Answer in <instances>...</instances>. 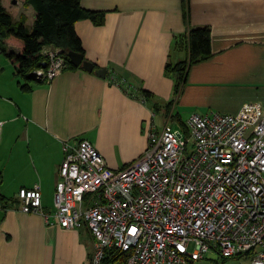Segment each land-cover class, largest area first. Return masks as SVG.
Listing matches in <instances>:
<instances>
[{
  "label": "crops",
  "instance_id": "0c3cea01",
  "mask_svg": "<svg viewBox=\"0 0 264 264\" xmlns=\"http://www.w3.org/2000/svg\"><path fill=\"white\" fill-rule=\"evenodd\" d=\"M81 1L107 12L102 24L75 23L95 70L67 67L23 90L15 64L0 52V264H89L94 237L86 225L50 224L42 213L23 211L17 195L39 186L43 210L53 212L65 142L86 138L109 166L122 168L146 150L149 130L159 128L158 110L164 125L176 113L184 120L194 112L236 113L247 101L264 105V0ZM2 2L15 21L32 27L31 5ZM197 26L211 29L212 54L189 68L174 96L166 64L186 56L174 36ZM96 65L107 68L106 77ZM110 71L124 80L115 82Z\"/></svg>",
  "mask_w": 264,
  "mask_h": 264
},
{
  "label": "built area",
  "instance_id": "2783aa9c",
  "mask_svg": "<svg viewBox=\"0 0 264 264\" xmlns=\"http://www.w3.org/2000/svg\"><path fill=\"white\" fill-rule=\"evenodd\" d=\"M40 54L42 65L31 71L38 82L68 67L61 46L43 44ZM63 148L53 212L43 210L39 186L17 195L23 211L50 224L86 225L94 237L89 264H189L209 252L264 264L261 102L151 128L144 153L122 168L109 166L86 138Z\"/></svg>",
  "mask_w": 264,
  "mask_h": 264
},
{
  "label": "trees",
  "instance_id": "16d2710c",
  "mask_svg": "<svg viewBox=\"0 0 264 264\" xmlns=\"http://www.w3.org/2000/svg\"><path fill=\"white\" fill-rule=\"evenodd\" d=\"M24 4L31 5L36 12L31 28L25 25V21H15L11 12L0 0V52L15 64L16 73L24 79V82L19 81L23 90H29L31 87L28 81L34 80L31 71L42 65L40 50L43 44L52 43L61 46L65 54L69 50H76L83 53L86 58L75 23L80 19H91L94 23L102 24L105 22L107 12L88 9L82 5L81 0H24ZM9 41L15 43L20 51L9 48ZM174 44L186 52L183 59L175 63L168 61L166 64V71L175 82L174 96H176L184 87L189 68L212 54L211 29L208 26L191 27L186 32L176 34ZM66 58L68 68H78L68 56ZM96 68L98 69L97 65ZM109 73L110 77H114V81L124 80V78L119 79L114 72ZM141 94L144 98H148L151 92L143 90ZM172 102L173 100H170L167 105L168 111ZM172 119L182 126L185 125L179 113L173 114Z\"/></svg>",
  "mask_w": 264,
  "mask_h": 264
},
{
  "label": "rangeland",
  "instance_id": "374dc122",
  "mask_svg": "<svg viewBox=\"0 0 264 264\" xmlns=\"http://www.w3.org/2000/svg\"><path fill=\"white\" fill-rule=\"evenodd\" d=\"M10 12H12V14L14 13L13 10H9ZM21 81L24 82V79L21 77L20 78ZM158 116H157V121H158V129H161V127L163 126L162 121L164 120V115H163V110H158ZM187 118L184 117V122H186ZM176 126L181 127V123L176 122ZM250 256H241V257H230V258H223L222 256H220L219 254H217L216 252H209L207 253L206 257L201 258V259H196L193 260L191 263L189 264H251L250 261Z\"/></svg>",
  "mask_w": 264,
  "mask_h": 264
},
{
  "label": "water",
  "instance_id": "95a60500",
  "mask_svg": "<svg viewBox=\"0 0 264 264\" xmlns=\"http://www.w3.org/2000/svg\"><path fill=\"white\" fill-rule=\"evenodd\" d=\"M66 55L69 57L70 61L75 64L76 66H81L82 68L93 71L95 70L94 62L84 58V54L76 51V50H69ZM96 73L99 76L106 77L107 76V68H98L96 69Z\"/></svg>",
  "mask_w": 264,
  "mask_h": 264
}]
</instances>
